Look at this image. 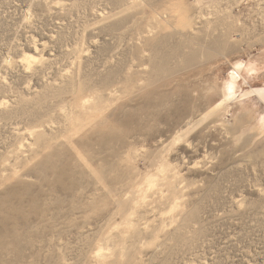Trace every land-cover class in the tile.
<instances>
[{"label":"rangeland","instance_id":"374dc122","mask_svg":"<svg viewBox=\"0 0 264 264\" xmlns=\"http://www.w3.org/2000/svg\"><path fill=\"white\" fill-rule=\"evenodd\" d=\"M0 264H264V0H0Z\"/></svg>","mask_w":264,"mask_h":264},{"label":"bare ground","instance_id":"6f19581e","mask_svg":"<svg viewBox=\"0 0 264 264\" xmlns=\"http://www.w3.org/2000/svg\"><path fill=\"white\" fill-rule=\"evenodd\" d=\"M29 58H31V57H29ZM28 59V58H27Z\"/></svg>","mask_w":264,"mask_h":264}]
</instances>
